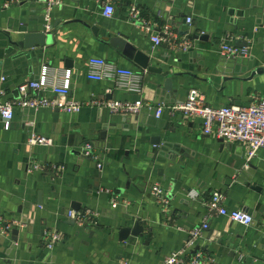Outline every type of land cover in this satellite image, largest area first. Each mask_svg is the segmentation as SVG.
I'll return each mask as SVG.
<instances>
[{
  "label": "crops",
  "instance_id": "obj_1",
  "mask_svg": "<svg viewBox=\"0 0 264 264\" xmlns=\"http://www.w3.org/2000/svg\"><path fill=\"white\" fill-rule=\"evenodd\" d=\"M113 6L105 18L99 0H59L49 11L46 0H0L3 102L20 98L17 88L37 80L46 67L54 85L64 71L71 73L69 99H142L147 106L127 116L89 105L76 113L15 108L8 130L0 122V220L21 224L7 234L0 231V264H160L202 224L213 192L225 195L227 209L244 210L253 221L244 226L211 217L196 250L210 264H264V149L248 161L246 146L204 136L201 119L173 110L191 89L215 108L246 106L264 95V0H114ZM131 6L147 30L129 19ZM165 26L169 41L154 47L151 37L165 38ZM47 32L53 33L50 46L19 47ZM223 44L249 49V56L225 58ZM137 54L148 58L146 69ZM92 58L145 72L142 94L88 80ZM158 106L164 110L156 119ZM31 134L53 143L29 145ZM85 143L99 156L101 171L81 154ZM31 163L47 168L29 172ZM153 185L164 190L165 208L150 195ZM86 210L98 214L96 226L79 228L67 217ZM136 221L143 236L120 241L121 230ZM49 230L62 236L52 251L43 245Z\"/></svg>",
  "mask_w": 264,
  "mask_h": 264
},
{
  "label": "built area",
  "instance_id": "obj_2",
  "mask_svg": "<svg viewBox=\"0 0 264 264\" xmlns=\"http://www.w3.org/2000/svg\"><path fill=\"white\" fill-rule=\"evenodd\" d=\"M19 3L22 0H13ZM114 0H99L103 8L102 15L105 18H110L114 13ZM48 11L59 4V0H46ZM9 3L4 4L7 8ZM129 19L139 26L141 29L147 30V22L141 18L139 9L136 6H131L129 10ZM49 20L48 15L46 16ZM187 23H191V18H187ZM47 31H51L50 26H47ZM149 30V29H148ZM170 28L165 26L163 34L165 38L159 35H153L151 41L154 47L160 46L162 43L169 41ZM186 50L187 48H183ZM249 49L236 48L227 44L220 47V54L228 59H240L249 56ZM88 71L86 77L94 82H112L115 89L118 91L141 95L143 91V77L145 72H137L130 69L118 67L112 62L92 58L88 61ZM43 70V71H42ZM37 80L23 84L17 88L20 98L16 100L2 101L5 96V91H0V122L4 125V129L8 130L13 119L14 109L37 111L40 108L58 109L66 113H76L84 106L104 107L113 113L122 115H137L146 106L142 99L134 102H87L82 103L69 99V87L71 73L63 72L62 81L59 84H51L49 79V71L46 67L43 68ZM3 80V79H2ZM31 92H34L31 95ZM45 92H51L58 99L51 100L44 96ZM37 93L38 95H35ZM152 109V108H149ZM164 106L154 108V117L159 119L163 114ZM174 111L181 112L185 117H194L201 119V129L204 136H210L217 140L226 143H237L247 147V160L254 158L258 151L264 149V95L259 97L256 102L246 106H227L221 108L211 107L207 104L205 96L197 89H191L187 95L184 104L173 108ZM29 145L51 146L52 140L42 136L31 134L27 140ZM81 154L83 157L95 162L97 170L103 169V163L95 152L90 143H85L82 146ZM47 167L36 163H31L28 166V171H44ZM55 171V168H53ZM150 195L154 198L157 204L161 207H166L169 204L164 190L158 185H153L150 189ZM188 196L192 199L197 197V193L191 191ZM225 195L221 192H213L207 201V214L204 217L202 224L187 232L185 244L181 250L166 257L160 264H210L212 259L200 250H196L198 242L203 238V235L209 229V219L213 216L226 217L229 220L244 226H250L253 219L252 216L244 210H229L224 206ZM111 202L117 205L119 202L116 197H112ZM67 217L73 220L74 224L82 228L85 225L96 226L98 214L86 210L85 212H68ZM0 231L7 234L10 230L21 226L19 222L10 220L1 223ZM62 240V236L54 231L49 230L44 232L43 245L52 251L55 245ZM242 261L243 256H239Z\"/></svg>",
  "mask_w": 264,
  "mask_h": 264
},
{
  "label": "water",
  "instance_id": "obj_3",
  "mask_svg": "<svg viewBox=\"0 0 264 264\" xmlns=\"http://www.w3.org/2000/svg\"><path fill=\"white\" fill-rule=\"evenodd\" d=\"M51 32L36 34L35 36L31 37V41L27 42L25 46L24 44L20 43L19 47L27 48L31 50V49H43L45 46H50L53 42V38H52L53 33ZM115 42H121V41L117 39ZM126 50L127 51L129 50L128 46H126ZM136 57L141 60L139 66L142 67L143 69H146L149 63L148 58L139 54H137ZM143 233H144V229L142 228L140 221H136L133 228H124L121 230L119 239L120 241H126L130 235L132 237H142ZM12 234L13 235L17 234V231L16 230L12 231Z\"/></svg>",
  "mask_w": 264,
  "mask_h": 264
}]
</instances>
